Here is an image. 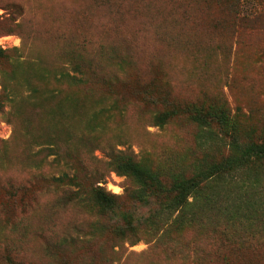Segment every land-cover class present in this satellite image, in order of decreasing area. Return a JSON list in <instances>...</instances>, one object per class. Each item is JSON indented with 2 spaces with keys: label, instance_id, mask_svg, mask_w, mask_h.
Wrapping results in <instances>:
<instances>
[{
  "label": "trees",
  "instance_id": "trees-1",
  "mask_svg": "<svg viewBox=\"0 0 264 264\" xmlns=\"http://www.w3.org/2000/svg\"><path fill=\"white\" fill-rule=\"evenodd\" d=\"M239 2L90 0L100 11L82 10L76 21L91 22L90 17H97L100 26L93 34L80 28L70 43L63 39V30L50 64L33 56V68L25 70L26 61L20 59L17 48H0L1 58H11L9 72L0 71V110L8 101L7 117L13 127L10 140L0 146V171L19 168L34 177L42 176L45 167L58 172L37 179L54 187L39 193L56 195L54 211L64 214L73 209L79 216L68 219L56 238H46L40 227L29 226H22L17 236L14 221L9 223V235L0 222V264H31L17 259L31 237L28 231H40L39 250L45 264H115L125 243L133 245L140 239L152 240L154 250L160 242L173 252L178 248L188 264L261 260V255L252 260L250 252L264 248V129L257 136H246L223 106L187 102L179 107L171 98V89L185 80L184 74L198 86L215 88L219 82L215 57L228 62V41L236 28ZM39 4L38 9L33 6L35 13L56 27L63 13L52 15L51 0ZM0 7L15 29L21 17L32 11L20 1ZM58 7L63 12V5ZM139 11L148 18L138 27L139 36L144 40L149 25L154 43L139 41L135 31L130 41L115 40L120 26ZM154 46L160 48L152 50ZM93 88L107 94V102L92 101ZM132 89L136 99L124 100V92ZM127 103L136 104V119H148L161 128L175 113L185 114L198 128L194 145L167 160L168 166L119 148L127 141L124 134L105 137V127L92 121L102 115L109 120L123 116ZM220 136L229 138L226 145ZM10 144L21 155L15 161ZM97 148L106 151L104 165L109 171L131 181L127 201L98 184L103 175L99 172L94 183L88 182L96 172L87 160L96 158L89 154ZM9 183L3 188L7 199L27 208L36 206L30 202L37 199L31 177L24 184Z\"/></svg>",
  "mask_w": 264,
  "mask_h": 264
},
{
  "label": "rangeland",
  "instance_id": "rangeland-1",
  "mask_svg": "<svg viewBox=\"0 0 264 264\" xmlns=\"http://www.w3.org/2000/svg\"><path fill=\"white\" fill-rule=\"evenodd\" d=\"M11 1H20L32 11L27 12L26 15L22 16L23 18L21 17V20L18 21L20 27L15 29L12 20L10 18L6 19L8 18V13L0 7V31L11 30L7 33L0 32V48L3 50H10L13 47L17 48L20 59L26 61L22 64L25 70H29L32 66L33 56L43 58V62L46 64H50L54 60L53 51L60 44L59 35L63 30L66 34L63 39L70 43L75 40L80 28L93 34L96 32L95 28L100 26V20L97 17L95 19L90 17L89 20L91 22L80 23L76 21L79 16H82V10L85 13L100 11V6L90 5V0H64V2L62 0H51L52 10L54 11L52 15L63 13L56 27H53L52 24L48 26L42 22L34 11L35 6H38L37 9L39 8L41 1L49 0H0V6L9 4ZM59 5H63V12L58 7ZM74 10L77 12H73ZM238 11L236 28L230 41H228V49L230 51L228 62L227 60H222L220 55L215 57V73L216 71L219 72L217 74L219 75V82H215V88L198 86L193 83V78H189L187 74H184L182 78H185V80L177 83L171 89V98L175 106L178 105L179 107H183L184 103L187 102H201L206 105H209L207 104L209 102H215V105L223 106L226 109L230 118L240 129L247 132L246 136H257L264 129V0H240ZM143 17L144 15L141 16V11H139L138 15L131 16L130 19H132L129 23L120 26L117 30L115 40L124 39L125 42L130 41L134 38L133 31H135L139 41L147 40L150 42L152 32L149 25L144 34V40L139 36L141 24L148 22V18ZM215 41L218 42L219 38L216 37ZM153 43L150 42V44ZM159 48L160 46H154L152 50ZM11 54L13 52L8 55ZM10 59L4 60L0 57V71L5 74L10 70ZM2 79L0 74V93ZM5 82L9 84L8 80ZM19 91L24 93L21 88H19ZM92 92L94 95V97H91L94 98L92 101L101 99L103 103L107 102V94L102 91L99 92L98 88H93ZM134 94V89L130 92H124V100H135ZM9 110L10 104L5 101L0 110V146L3 141H9L11 138L13 127L7 117ZM138 112L139 110L135 103L130 105L127 103L123 116L113 117L109 120L108 116L102 115L101 118H96L92 122L95 125L102 124L105 127L103 133L105 137L112 134H124L122 138L127 141L123 144L124 146L119 145V148H126L127 151L134 152L138 158L147 159V162L150 161L151 163L161 162L163 164L164 162L168 166L167 160H172L173 156L180 154L185 147L194 145L198 128L185 114L175 113L173 117L169 118L171 122L161 128L152 124L148 119H136ZM215 134L220 135L216 127ZM221 139V142H224L225 145L229 140L228 137L224 136ZM9 147L12 161H15L17 157H21L15 152L13 145L10 144ZM105 152V150L97 148L93 149L91 154H89V156L93 155L96 157L87 160L89 168L96 173L88 182L94 183L99 178L97 173L99 172V174L103 175L98 184L106 190L120 195V200H126V190L132 187V183L124 175H118L106 168L104 165L106 160ZM16 155L17 157H15ZM27 172V170L24 171V169L19 168L15 170L12 168L11 171H0V222L3 224V231L10 235L9 223L14 221L17 224V236L23 231L22 226H29L33 230L35 227H40L44 230L46 238H56L61 235L63 224L68 219H78L79 216L73 209L64 214L54 211L52 206L56 195L39 193L45 190H52L54 187L47 186L37 179L42 176H55L58 172L50 171L49 167H45L42 170V176L34 177ZM29 177L32 180L34 194H37V199L30 200V202L36 204L34 208H27L25 205L22 206L15 201L7 199L3 192V188L10 186L9 182L14 185L24 184ZM59 190L60 188L56 189L55 193L58 194ZM28 201L26 199V204ZM27 234L31 235V237L18 254L17 259L25 263L45 264L46 259L39 250L43 241V238L40 237V231L38 233L28 231ZM167 247V243L160 242L157 245V250H154L153 241L145 239H140L133 245L125 243V247L119 255V260L115 261V264H154L156 262L165 263V261L169 262V264H188V261L183 258L178 248L175 249L176 252H173ZM1 253L0 249V255ZM260 255L261 260L259 261L260 258H257ZM241 258L243 259V256ZM250 258L252 260L257 259L256 264H259V262L261 264L264 263V248L259 251H251ZM69 264L77 263L72 261Z\"/></svg>",
  "mask_w": 264,
  "mask_h": 264
}]
</instances>
